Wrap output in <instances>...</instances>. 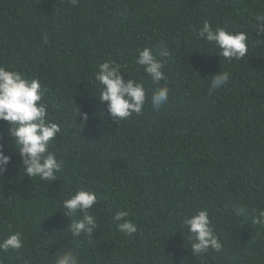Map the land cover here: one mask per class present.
<instances>
[{"label":"trees","instance_id":"1","mask_svg":"<svg viewBox=\"0 0 264 264\" xmlns=\"http://www.w3.org/2000/svg\"><path fill=\"white\" fill-rule=\"evenodd\" d=\"M261 16L264 0H0V65L40 81L47 119L61 129L50 150L63 165L51 183L26 176L0 120L11 155L0 180V240L22 236L19 250L0 251V264H56L69 249L81 264H264V225L253 223L264 209ZM205 21L246 32L248 54L220 57L198 35ZM161 42L171 55L159 57ZM145 47L164 65L159 84L135 62ZM107 60L149 97L167 85L160 111L149 100L113 121L95 79ZM222 71L228 82L210 93L209 77ZM79 189L97 196L92 237L73 238L63 212ZM241 205L247 212L238 215ZM205 208L223 248L196 257L182 222ZM120 211L137 226L131 236L113 219Z\"/></svg>","mask_w":264,"mask_h":264},{"label":"clouds","instance_id":"2","mask_svg":"<svg viewBox=\"0 0 264 264\" xmlns=\"http://www.w3.org/2000/svg\"><path fill=\"white\" fill-rule=\"evenodd\" d=\"M73 5L79 0H71ZM257 30H264V16L257 18ZM199 37L219 49V56L227 61L242 59L248 54V35L244 31L233 32L224 27L213 28L205 21L198 33ZM171 55V50L164 43L159 45V57ZM136 64L143 66L151 80L159 84L166 80L162 60L157 58L153 50L145 47L139 51ZM121 65L112 60L99 65L95 79L100 86L99 99L107 105V113L112 120L119 122L127 119L133 113L140 114L146 101L150 100L151 108L160 111L168 101L167 85L157 88L148 96L145 85L133 78L125 79L121 73ZM209 92L224 86L230 76L226 71L210 76ZM44 90L38 79L27 78L19 71L10 70L0 65V120L9 124V135L13 138L15 148L20 157L25 175L31 179L38 177L41 181L51 183L59 178L62 172V161L50 150L51 142L61 132L60 126L47 119V105L43 102ZM81 113V109L79 115ZM83 119H88V113H83ZM5 145L0 143V180L5 178L11 155L5 154ZM2 185V184H0ZM3 186V185H2ZM97 202L94 192L79 189L62 201L65 215L71 217L70 234L73 238L81 236L92 237L97 230V221L90 210ZM247 212V207L241 205L237 214ZM82 214L79 219L74 215ZM127 212L120 211L114 216L118 230L131 236L137 232V226L131 220L125 219ZM183 226L189 233L190 251L200 256L209 249L219 252L223 245L214 231L208 210L201 209L188 215L183 220ZM253 223L264 225V209L259 210L253 218ZM22 247L21 233L15 232L0 240V251L19 250ZM56 264H81L80 257L72 250L60 252L56 256Z\"/></svg>","mask_w":264,"mask_h":264}]
</instances>
